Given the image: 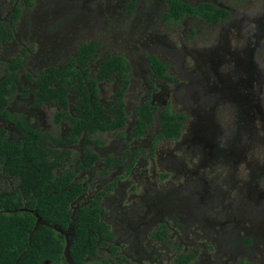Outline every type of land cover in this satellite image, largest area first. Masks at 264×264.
<instances>
[{"label":"flooded vegetation","instance_id":"af4514ba","mask_svg":"<svg viewBox=\"0 0 264 264\" xmlns=\"http://www.w3.org/2000/svg\"><path fill=\"white\" fill-rule=\"evenodd\" d=\"M180 1L209 5L211 11L168 17L171 0H0L1 76L12 58L22 63L4 106L9 116L0 112V125L17 142L31 129L44 134L37 142L51 148L50 162L63 163L54 167L55 175L67 171L81 183L69 227L75 231L81 207L99 210L103 224L88 228L95 253L87 260L264 264V226L238 217L239 210L254 209V219L260 215L264 222V165L247 156L252 143H243L245 135L256 139V124L264 123L263 85L254 97L248 93L264 75L255 63L264 50V0H251L250 6L248 0ZM217 12L219 19H211ZM205 24L216 32L215 45L201 54L196 39ZM90 41L98 45L87 73L78 62L81 46ZM109 55L125 57L126 76L115 71L98 78ZM151 57L163 62V75ZM72 65L82 78L50 82L66 88L67 108L44 100L37 76L54 68L67 73ZM88 79L96 83L101 106L97 111L91 102L92 113L114 126L101 124L91 132L88 126L73 141L77 128L71 122L79 125L86 116L83 86L93 90ZM189 94L198 108H189ZM147 106L151 120L144 116ZM166 108L182 115L177 138L161 132ZM210 117L220 124L212 126Z\"/></svg>","mask_w":264,"mask_h":264},{"label":"trees","instance_id":"16d2710c","mask_svg":"<svg viewBox=\"0 0 264 264\" xmlns=\"http://www.w3.org/2000/svg\"><path fill=\"white\" fill-rule=\"evenodd\" d=\"M170 8L168 17L175 18L187 12L205 11V9L211 11L209 5L203 4L197 8L180 0H171ZM219 13L221 12H217L211 19L218 20ZM97 45L96 41H90L81 46L78 64L86 66V72L89 69L88 61L93 60ZM151 59L159 66V72L163 75L165 72L163 62L155 57ZM21 64L20 59L12 58L7 64L4 77L1 76L0 71V112L4 117L9 116L4 106L8 104L9 95L14 90L16 74ZM129 69L128 61L124 56L109 55L100 65L98 78L103 80L115 71L126 76ZM79 74V70L73 65L68 67L67 73L63 70L58 71L57 68L43 71L37 76L40 96L44 97V100L59 103L67 108L66 88L61 84L50 85V82L59 83L62 77L82 78ZM88 80L93 85V90L90 93L88 88L83 86L86 116L79 125L71 122L72 126L77 128L73 141H76L81 135V130L88 126L90 132L101 124L108 128L114 126L108 120H100L99 114L92 113L91 102L97 111L101 106L96 97V83H92L91 79ZM146 109L148 116H144L151 120L152 111L148 106ZM180 119L182 115L166 108L162 112L160 124L162 134L167 137H179L182 129ZM138 123L140 126H145L140 119ZM16 124L20 125L18 120ZM29 131L25 141L17 142L11 140L7 131L0 125V174L7 182L0 189V264H46V260H50L51 264H99L87 260L88 256L95 253V244L88 228L94 230L103 224L96 207L83 206L75 215L73 223L75 231L69 252L71 262L64 254L65 236L51 225L37 226L36 212L50 224L67 229L72 222L70 204L82 193L83 188L80 182H73V178H69L67 171H64L63 175H55L54 167L62 166L63 163L57 160L52 163V159L50 162L51 148L45 147V142H37L45 135L38 130ZM9 178L14 186L9 182ZM25 207V210L21 209Z\"/></svg>","mask_w":264,"mask_h":264},{"label":"rangeland","instance_id":"374dc122","mask_svg":"<svg viewBox=\"0 0 264 264\" xmlns=\"http://www.w3.org/2000/svg\"><path fill=\"white\" fill-rule=\"evenodd\" d=\"M250 1L251 0H248L247 2H246V5L247 6H250ZM171 28H173V26H171ZM177 30H178V32L181 34V35H183L184 34V30H183V28H177ZM201 37H199V41H197V39H196V42L197 43H199V45H198V48L201 50V54H203L204 53V50H214L213 48H214V45H215V34H216V32L214 31V30H212V27L211 26H207L206 24L204 25V27L202 28V30H201ZM90 38H92V37H89V38H85L84 40H90ZM93 38H94V40L95 39H97V38H99V36L98 35H96V36H93ZM233 46H235V39L233 40ZM232 44H231V47H232ZM109 46V45H108ZM235 47H233V49H234ZM106 49H107V45H106ZM198 49V50H199ZM203 57H205L206 58V56L205 55H202ZM255 63H257V64H259V70H261L262 68H264V50L262 51V53H261V55H259V57H257L256 59H255ZM224 62H222L221 63V66H220V68L221 69H219V71H220V74L221 75H223L224 76V74H225V72H224ZM193 66V65H192ZM260 76V78H259V84H256L255 86H254V89H252V90H250L248 93H250L249 94V97H254L255 95H257V93H258V91H259V87H261L262 85H263V92L260 94V96L259 97H262L263 98V108H264V75L262 76V75H259ZM256 77H257V75H256ZM261 82V83H260ZM263 82V83H262ZM190 89H192V86L190 87ZM190 93H193V91L192 90H190ZM194 94V93H193ZM197 94V93H196ZM203 94L201 93V96H202ZM198 96V95H197ZM187 97V99L188 98H190L191 96H190V94L188 95V96H186ZM189 100H191V98L189 99ZM189 100H186V101H189ZM185 101V102H186ZM197 103H198V100L196 101ZM189 103V108L190 109H193V108H198V106H197V104L195 103H192V100H191V102L189 101L188 102ZM181 107H182V104H181ZM181 107H180V109H181ZM220 107H222V108H224V106H220ZM199 108H201V107H199ZM47 113L48 114H50V111L47 109ZM215 115L217 116V117H219L220 118V120H221V122H222V124H223V118L222 117H220L219 116V114H218V112L216 111L215 112ZM191 119H192V116L190 117ZM209 121H211V123H212V126H214V125H218V124H220V122H219V120L217 119V118H215V117H210L209 118ZM258 127H259V131H258V136H257V138L256 139H254V140H250V139H248V135H245V137H244V139H243V143L246 145L248 142H251L252 143V148L251 149H249V150H247L246 151V154H247V156L250 158V159H254V161L256 162V163H259V164H261V165H264V123L263 124H261V122H259L258 124H256ZM14 137V140H17L18 139V137L15 135V136H13ZM238 150L239 151H241V149L240 148H238ZM243 153V155H244V152H242ZM1 174H0V189L2 188V186H5L6 185V181H5V178L3 177V178H1ZM261 185H263V183L261 184ZM225 204H228V201H226L225 200ZM251 211H248L247 213H244L243 212V210H239V215H238V217L240 218V219H243L244 221H250V220H256V221H254L255 223H254V225H261V226H264V222H263V217H261L260 215L258 216V218H256V219H254L255 217H256V210H252V213L251 214H249ZM234 237H236V236H234Z\"/></svg>","mask_w":264,"mask_h":264},{"label":"water","instance_id":"95a60500","mask_svg":"<svg viewBox=\"0 0 264 264\" xmlns=\"http://www.w3.org/2000/svg\"><path fill=\"white\" fill-rule=\"evenodd\" d=\"M36 216H37V226L39 224H43V225H50V223L43 219L40 214L38 212L35 213ZM74 221V219H73ZM54 228H56L57 230H59L60 232H62L63 234H65L66 236V246H65V249H64V254L67 258V260L69 262H71V258H70V248H71V245H72V242H73V238H70V234L73 235V231H74V227L70 226L67 230H64L62 229L61 227H58V226H53Z\"/></svg>","mask_w":264,"mask_h":264}]
</instances>
